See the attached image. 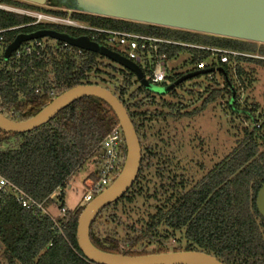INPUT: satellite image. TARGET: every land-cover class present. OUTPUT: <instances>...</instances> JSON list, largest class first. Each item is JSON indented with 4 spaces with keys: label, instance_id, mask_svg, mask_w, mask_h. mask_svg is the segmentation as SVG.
<instances>
[{
    "label": "trees",
    "instance_id": "16d2710c",
    "mask_svg": "<svg viewBox=\"0 0 264 264\" xmlns=\"http://www.w3.org/2000/svg\"><path fill=\"white\" fill-rule=\"evenodd\" d=\"M0 6L47 11L17 0H0ZM72 16L96 28L139 32L243 55L219 64L223 88H205L204 95L198 98L200 107L184 113L180 111L181 104L160 103V111L148 110L157 101L141 86L131 90V73L115 85L112 75L97 68L99 55L78 53L76 48L60 50L56 46L40 60L25 58L0 67V114L12 121L34 116L53 98L80 85H96L110 91L128 113L141 148L139 171L127 193L104 207L92 222L91 243L106 253L135 257L146 255L147 246L152 243L158 244L152 253H167L162 245L172 239L177 244L172 252H202L222 264H264V220L255 208L257 192L264 184V119L259 125L260 117L251 115L252 111L241 113L251 129L244 128L230 153L198 180H191L190 174L180 169L179 157L171 148L174 135L152 128L158 120L164 123L166 119L196 117L220 99L226 98L225 105L232 111L235 88L230 76L235 75L243 84L248 72L242 65L264 67V45L101 17ZM30 22L25 16L0 10V30L17 28L6 34L8 43L19 34L48 29L42 25L26 27ZM160 53H165L168 61L187 54L185 65L191 67L209 57L208 52L178 46L161 48ZM175 79L171 78L170 83ZM49 91L54 97L48 96ZM116 126L114 114L103 102L82 98L33 131L11 135L0 131V175L36 201L44 202L50 212L62 208L64 203L56 207L48 197L57 189L67 188L71 177L88 162L95 164L96 170L83 184L89 190L97 182L100 143ZM111 208L114 211L107 218L110 223L119 226L122 215L127 219L134 215L139 227L123 225L122 237L115 231L104 235L95 232L102 213ZM82 210H66L65 218L57 221L63 233L58 236L49 218L33 216L7 202L0 209V256L6 264H87L75 240Z\"/></svg>",
    "mask_w": 264,
    "mask_h": 264
},
{
    "label": "water",
    "instance_id": "95a60500",
    "mask_svg": "<svg viewBox=\"0 0 264 264\" xmlns=\"http://www.w3.org/2000/svg\"><path fill=\"white\" fill-rule=\"evenodd\" d=\"M18 1L36 6H44L46 3V0ZM64 5L71 10L94 16L264 45V0H64ZM42 38H50L108 59L129 71L141 87L155 95L168 94L181 82L208 72L187 75L166 87H154L144 80L134 63L120 55L86 37L74 38L51 30L18 35L8 45L7 52L11 54L21 43ZM82 98L97 99L111 110L122 132L126 150L124 164L115 181L87 203L78 216L75 240L84 259L95 264H222L213 256L196 251L160 254L148 251L146 255L131 257L103 252L91 243L89 231L92 222L104 207L127 193L137 177L141 163V148L133 124L121 102L110 91L96 85L73 87L26 120L16 122L0 114V131L7 135L33 131ZM255 205L264 220V184L257 193Z\"/></svg>",
    "mask_w": 264,
    "mask_h": 264
},
{
    "label": "rangeland",
    "instance_id": "374dc122",
    "mask_svg": "<svg viewBox=\"0 0 264 264\" xmlns=\"http://www.w3.org/2000/svg\"><path fill=\"white\" fill-rule=\"evenodd\" d=\"M28 9L32 10L31 7ZM41 12L46 11L44 10ZM78 21L83 25L91 26L89 23L82 20ZM42 26L45 28V25ZM47 28L51 29L55 27L47 26ZM66 30L74 36H88L87 33L82 31ZM133 33L140 34L139 32ZM41 41L47 49L57 46V41L50 38H42ZM7 47L3 52L4 61H7L12 54L7 52ZM108 48L115 50V52L117 51L119 54L124 53L122 50L115 49L114 47L108 46ZM256 53L259 54L258 51ZM188 59L187 54H181L176 60L168 61L167 66L169 71L167 74V80L169 83L171 81L170 79H173V77H176L175 81H177L187 75L205 71L212 73L211 77H207L208 72L205 74H197L196 76L181 82L168 94L155 95L150 93V96L153 97L157 103L155 102L154 106L150 108L148 107V110L160 111L162 109L160 103L177 106L181 104L183 107L180 108L181 113L193 109L196 110L200 107L201 102L198 98L199 96L204 95L205 88H207V91L223 88V78L221 77L223 70L218 63L215 62V66L211 69L208 68L204 71H195L194 67H191L188 64L185 65V62ZM11 62L12 61H10V63ZM150 65L151 58L149 55L146 58H143V61L139 63V66L145 75L150 71ZM242 67L248 72V74L245 75L246 77L243 76L245 79L243 84L235 75L230 76L235 88V103L233 104L234 109L232 111L226 107L225 98L209 105L202 113L191 119L182 118L176 121L166 119L164 123L162 120H158L157 123L152 124L153 129L160 128L164 133L167 132L174 135V147H171L172 151H175V155H178L179 157L180 169L190 174L191 180H198L201 178L203 172L210 170L216 163L229 154L235 146V143L241 139L244 128L251 129L250 122L247 121L245 118L246 116L241 113L252 111L251 115H254V117L257 118L260 117L258 119L259 125L264 119V67L252 63L244 64ZM97 68L112 75L115 79V85L121 84L124 76H128L130 73L121 66L101 56L97 59ZM95 76L98 77L99 75L96 74ZM106 78L108 79V77ZM131 83L132 91L140 87L134 76L131 78ZM110 89L111 91H114L112 87H110ZM95 170V164L89 162L85 164L84 167L75 173L68 181V186L63 189L62 196L56 198L55 206L58 207L61 203H64V206L62 207L68 211L84 208L87 203L83 201V197L87 192V189L83 184V180L90 173L95 172ZM113 211L114 210L111 208L102 213L101 219H99L98 224L94 227L95 232L98 230L100 234L104 235L115 231L118 237H122L124 235L123 225H134L139 227V224L136 222L137 217L134 215L129 216L128 219L126 216L122 215L123 218H121L122 220L120 221L121 224L119 226H116L115 223H110L107 218ZM51 214L54 216L57 215L58 209L55 208L51 211ZM117 215L121 216L120 213H117ZM157 245L158 244L154 243L148 245L147 252H152L156 249ZM162 246L166 248L168 252H172V249L176 247L177 244L170 239ZM0 264H6L2 256H0Z\"/></svg>",
    "mask_w": 264,
    "mask_h": 264
},
{
    "label": "built area",
    "instance_id": "2783aa9c",
    "mask_svg": "<svg viewBox=\"0 0 264 264\" xmlns=\"http://www.w3.org/2000/svg\"><path fill=\"white\" fill-rule=\"evenodd\" d=\"M39 7H43L47 11L41 12L34 10L9 8L4 6H0V10L12 12L29 18L31 22L26 25V27L45 25V27H58L64 30L68 29L72 31H82L85 33H90V36L85 37L88 38L91 42L97 43L98 45H101L109 49L110 51L120 55L126 60L134 63L141 71L144 80L154 87H166V85L171 84L167 80V74L169 71L167 66L168 59L165 53H160L161 48H165L168 46H178L186 49L208 52L209 57L206 60H199L195 63V65L193 66L195 71H204L208 68L211 69L215 66V62L218 64H225L227 63L229 57L234 58L236 56H243L242 54L232 51L178 43L165 38L151 35L86 26L81 24L78 21L79 19L72 16L74 14H81V12L71 10L65 12V14H57L54 12L56 11V9L51 11V9H49L48 7ZM16 29L17 28L0 30V67L10 61H19L25 58L29 59L30 61L40 60L48 51L41 39L31 40L21 43L18 49L12 52L10 58L7 61H4V49L13 41L12 40L8 43L5 36L6 34ZM82 37H84V35ZM108 46L122 50L124 53L119 54L117 51L115 52V50H111V48H108ZM57 48L60 50H66L70 47L65 43L57 42ZM80 52L82 51L78 50V53ZM148 55L151 58V65L150 71L145 75L141 67L139 66V63L143 61V58H146ZM211 75L212 73H208L207 77L210 78ZM48 96L54 97L53 91H49ZM255 127L258 128L259 125L257 124L255 125ZM100 149L102 154L98 167V180L85 193L83 197V201L85 203H89L96 195L100 194L109 185H111V183L115 181L122 169L125 160V143L122 132L118 126L113 128L110 133L103 139V141L100 143ZM62 192V189H57L48 197V200L55 202L56 198L59 197ZM9 201L18 205L20 208L29 211L33 216L41 215L49 218L52 222L53 230L57 233L58 236H63L61 224L57 221L58 219L65 218V208H59L58 214L55 216L52 215L50 210L45 208L44 202L36 201L18 186L0 175V209ZM86 262L87 264H95L87 260Z\"/></svg>",
    "mask_w": 264,
    "mask_h": 264
},
{
    "label": "flooded vegetation",
    "instance_id": "af4514ba",
    "mask_svg": "<svg viewBox=\"0 0 264 264\" xmlns=\"http://www.w3.org/2000/svg\"><path fill=\"white\" fill-rule=\"evenodd\" d=\"M18 1V0H17ZM57 0H46V3L44 5V7H48L49 9H51V11H53L54 9H56V11L54 12H57V13H61V14H65V12H68V11H71V9L68 8L67 5H64V0H59L60 4L56 3ZM20 3H23V4H27L29 6H36V5H33V4H30V3H27V2H22V1H18ZM58 10V11H57ZM74 11V10H72ZM77 15H84V16H89V17H94V18H97L99 16H94V15H90V14H86V13H82L81 14H77ZM101 18H106V17H101ZM106 19H112V18H106ZM97 20V19H96ZM113 20H117V19H113ZM118 21H122V20H118ZM125 23H132V22H127V21H123ZM135 24V23H134ZM43 30H51V31H54L58 34H65V35H68V36H71V37H82V35L80 36H74V35H71V33H68V31L64 30V29H60L58 27L56 28H48V29H43ZM62 30V31H61ZM41 31V30H39ZM35 33V32H34ZM32 34V33H31ZM88 36H90L91 34L90 33H87ZM19 35H24V34H19ZM25 35H28V34H25ZM87 36V35H84V37ZM258 193V192H257ZM257 196V195H256ZM256 199V198H255ZM255 208H256V205H255ZM257 211V210H256ZM258 214V212H257ZM259 216V214H258ZM260 217V216H259ZM261 218V217H260ZM262 219V218H261Z\"/></svg>",
    "mask_w": 264,
    "mask_h": 264
}]
</instances>
